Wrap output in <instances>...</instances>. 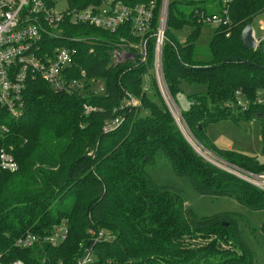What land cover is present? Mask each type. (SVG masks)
<instances>
[{
    "label": "trees",
    "instance_id": "obj_1",
    "mask_svg": "<svg viewBox=\"0 0 264 264\" xmlns=\"http://www.w3.org/2000/svg\"><path fill=\"white\" fill-rule=\"evenodd\" d=\"M47 1L52 5L56 0ZM222 1L168 0L163 75L174 100L182 82L206 85V93L188 96L183 124L194 139L228 163L261 173L264 105L256 98L264 89V39L255 49L248 48L241 31L264 14V0H230L228 6ZM67 2L69 8L99 3ZM154 3L151 29L145 33L146 63L113 60L115 49L135 51L128 45L137 43L139 36L131 35L129 23L114 32L66 24L62 37L44 39L51 45L74 47L68 77L82 78L83 71L85 80L102 81L105 91L55 92L39 79L27 82L22 111L8 138L19 167L0 173L1 264L15 260L76 264L86 252H90L89 264H252V250L242 236L241 212L198 215L186 204L181 189L156 183L147 170L162 153L172 171L187 178L199 194L232 198L249 210L264 212V191L197 153L162 102L154 80L148 90L142 87L143 74L151 69L155 38L150 33L156 30L162 0ZM205 15L227 22L214 27L203 60L197 42ZM183 29L188 32L180 40ZM237 91L249 101L245 109L234 104ZM124 92L138 98L139 104L119 110ZM152 95H158L159 101ZM85 102L100 110L85 114ZM118 115L122 122L104 133L103 124ZM253 119L260 121L263 160L216 149L204 135L208 123L229 120L239 125ZM62 222L68 232L56 246L14 245L27 232L43 236ZM257 229L264 235V218ZM91 230H102L105 239L94 241Z\"/></svg>",
    "mask_w": 264,
    "mask_h": 264
},
{
    "label": "built area",
    "instance_id": "obj_2",
    "mask_svg": "<svg viewBox=\"0 0 264 264\" xmlns=\"http://www.w3.org/2000/svg\"><path fill=\"white\" fill-rule=\"evenodd\" d=\"M99 3H88L83 8L71 7L63 13L55 11L54 4L47 0H0V173L14 172L18 169V163L10 150L8 138L11 133V124L17 120L23 108V92L29 80L39 79L47 83L55 92L86 93L98 95L105 91L104 83L95 78L84 79L68 77L69 66L73 64L74 47L62 44L51 45L45 40L54 37H62L66 24L86 25L101 28L108 32H114L120 25L130 24L131 35H138L137 43H129L132 51L126 48L113 50L115 62L131 61L146 63L148 60L147 41L145 33L151 29L154 0L148 2L141 0L134 3H126L124 0H98ZM230 0H223L224 6H228ZM168 0H162L156 30L150 33L154 36V52L149 73L143 74L142 87L145 90L151 86L154 80L159 89H163L162 95L166 96L167 88L163 75L161 47L165 39L166 18L165 12ZM224 8V13L226 12ZM203 22L218 26L226 24V18L221 19L217 15H205ZM63 24V25H62ZM62 25L59 31L54 28ZM264 29V22H261ZM251 34L259 45L264 37L257 38L251 27ZM45 39V40H44ZM71 40H78L72 37ZM258 47V46H257ZM149 77V79H148ZM236 103L241 109H245L249 101L243 98L240 91L236 92ZM167 98V97H166ZM138 98L124 92V96L118 106L119 110L138 105ZM85 114L100 110L99 107L85 102L82 106ZM119 115L105 122L102 126L104 133L112 131L122 122ZM226 170L229 171L228 168ZM236 172L238 170H232ZM248 179L254 186L264 190V173L253 174L246 172ZM68 228L65 222L55 226L51 232L39 235L27 232L18 238L14 245L20 248H32L40 243H48L56 246L62 243L67 236ZM90 237L94 241H102L105 236L102 230L90 231ZM91 263L90 252H86L76 264ZM1 264V262H0ZM11 264H24L22 260H15Z\"/></svg>",
    "mask_w": 264,
    "mask_h": 264
},
{
    "label": "rangeland",
    "instance_id": "obj_3",
    "mask_svg": "<svg viewBox=\"0 0 264 264\" xmlns=\"http://www.w3.org/2000/svg\"><path fill=\"white\" fill-rule=\"evenodd\" d=\"M54 7L57 13H63L69 9L67 0H56L54 2ZM165 18L167 19V12H165ZM262 21L264 22V14L257 15L250 22V25L256 33L257 38L264 37V29L261 28ZM62 25H59L54 29L59 31L60 28H62ZM166 30L167 28H165V31ZM213 30L214 26L206 24L203 25L201 29V34L197 43L199 49L198 55L200 58H203V60L206 59L205 57H207L206 45ZM187 32L188 29H183L182 35L179 36V39L184 40ZM161 92H163V89H159L162 102L166 105L169 111L172 110L174 112V116L178 118L186 136L202 152V154L207 157L204 158L222 169L226 170V168H228L229 172H231L230 169L238 170L236 172L240 173L245 179H248L246 172L249 171L241 169L234 164L228 163L225 159L216 154L214 150L207 149L205 146L200 144L199 141L194 139L193 135H191V133L187 130V127L182 122V111L188 108V96L193 93H206V85L202 83L182 82L181 91L175 96V100L168 91L166 96H163ZM152 98L156 102L159 101L158 95H152ZM256 102L262 103L264 105V89L258 91ZM234 104L237 107L242 108L241 105L239 106L236 102ZM174 116L173 118L175 120ZM204 135L207 141L215 146L216 149H232L255 156L259 160H263L261 153L262 142L260 136L259 120L253 119L249 123H240L239 125L229 120L208 123L204 127ZM147 170L156 183L181 189L185 197L186 204L190 206L198 215H213L221 211L241 212L243 214V224L241 226L242 236L252 250V264H264V235L257 229L264 218L263 211L249 210L232 198L199 194L194 190L187 178L178 176L172 171L168 159L162 153L156 156L155 162L153 164L148 165ZM233 174L242 178L237 173Z\"/></svg>",
    "mask_w": 264,
    "mask_h": 264
},
{
    "label": "water",
    "instance_id": "obj_4",
    "mask_svg": "<svg viewBox=\"0 0 264 264\" xmlns=\"http://www.w3.org/2000/svg\"><path fill=\"white\" fill-rule=\"evenodd\" d=\"M241 41L242 43L251 49H255L257 46L255 39H253L252 34H251V25L250 23L246 24L242 31H241ZM170 109V108H169ZM172 115L174 116V112L172 110H170ZM175 117V122L177 123L179 129L181 130V132L183 133V135L186 137L187 141L190 143V145L195 149V151H197V153H199L201 156L207 158L204 154H202V152L192 143V141L186 136L178 118L176 116Z\"/></svg>",
    "mask_w": 264,
    "mask_h": 264
},
{
    "label": "crops",
    "instance_id": "obj_5",
    "mask_svg": "<svg viewBox=\"0 0 264 264\" xmlns=\"http://www.w3.org/2000/svg\"><path fill=\"white\" fill-rule=\"evenodd\" d=\"M224 121V120H223Z\"/></svg>",
    "mask_w": 264,
    "mask_h": 264
}]
</instances>
